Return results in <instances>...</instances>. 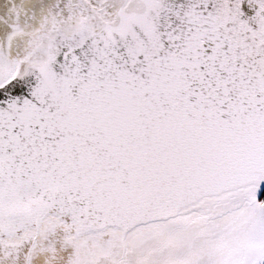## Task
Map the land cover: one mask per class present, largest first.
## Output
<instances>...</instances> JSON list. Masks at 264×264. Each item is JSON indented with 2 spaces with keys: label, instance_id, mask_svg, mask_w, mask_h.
<instances>
[{
  "label": "snow or ice",
  "instance_id": "snow-or-ice-1",
  "mask_svg": "<svg viewBox=\"0 0 264 264\" xmlns=\"http://www.w3.org/2000/svg\"><path fill=\"white\" fill-rule=\"evenodd\" d=\"M0 264H264V0H0Z\"/></svg>",
  "mask_w": 264,
  "mask_h": 264
}]
</instances>
